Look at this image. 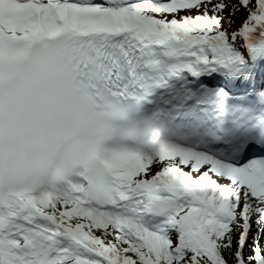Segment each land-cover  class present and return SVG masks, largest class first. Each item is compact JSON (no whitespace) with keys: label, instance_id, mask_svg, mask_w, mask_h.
Wrapping results in <instances>:
<instances>
[{"label":"snow or ice","instance_id":"obj_1","mask_svg":"<svg viewBox=\"0 0 264 264\" xmlns=\"http://www.w3.org/2000/svg\"><path fill=\"white\" fill-rule=\"evenodd\" d=\"M0 264H264V0H0Z\"/></svg>","mask_w":264,"mask_h":264},{"label":"rangeland","instance_id":"obj_2","mask_svg":"<svg viewBox=\"0 0 264 264\" xmlns=\"http://www.w3.org/2000/svg\"><path fill=\"white\" fill-rule=\"evenodd\" d=\"M239 22H240V17L238 16V17L236 18V23H234V24L232 25V27H233V28L237 27L238 24H239Z\"/></svg>","mask_w":264,"mask_h":264}]
</instances>
